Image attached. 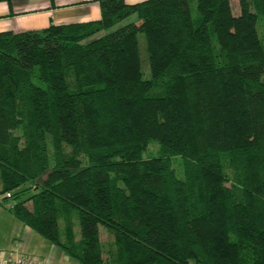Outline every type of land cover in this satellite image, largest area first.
<instances>
[{"label":"trees","instance_id":"1","mask_svg":"<svg viewBox=\"0 0 264 264\" xmlns=\"http://www.w3.org/2000/svg\"><path fill=\"white\" fill-rule=\"evenodd\" d=\"M92 1L0 32V201L80 264H264V0Z\"/></svg>","mask_w":264,"mask_h":264},{"label":"crops","instance_id":"2","mask_svg":"<svg viewBox=\"0 0 264 264\" xmlns=\"http://www.w3.org/2000/svg\"><path fill=\"white\" fill-rule=\"evenodd\" d=\"M134 4L143 0H124ZM13 16L6 17L7 6L0 3V32L13 33L25 30H38L49 24L61 25L99 19L97 4L92 0H22L12 5ZM12 205V203H11ZM11 205L0 202V264L15 242L22 243L23 252L44 264H61L63 255L60 249L20 223L11 213Z\"/></svg>","mask_w":264,"mask_h":264},{"label":"rangeland","instance_id":"3","mask_svg":"<svg viewBox=\"0 0 264 264\" xmlns=\"http://www.w3.org/2000/svg\"><path fill=\"white\" fill-rule=\"evenodd\" d=\"M230 4H231V9H232V13L234 15L237 14L238 10H237V5H236V0H230ZM258 31H259V28H258ZM143 41H142V36L140 35L139 36V39H138V48L140 50V58H141V61H142V66L143 68L145 69V59H144V54H143ZM83 101H85L86 103H90V98L89 97H82L81 98ZM157 151V145L155 144L154 141H152L148 147H147V150L142 154V157H145L147 155H154ZM174 167L177 171V173L179 172V167H178V162L175 161L174 162ZM1 202V201H0ZM4 206L7 204V205H11L12 201L7 199V200H4ZM6 207V206H5ZM75 230L78 231V227L77 225H75ZM97 232H98V236H99V240H100V243L101 245L103 246V248H106L108 246V243H106L108 241V238H107V235L105 233V230L103 229L102 226H100L99 224L97 225ZM61 264H80L78 261L74 260V259H68V258H63V261Z\"/></svg>","mask_w":264,"mask_h":264},{"label":"built area","instance_id":"4","mask_svg":"<svg viewBox=\"0 0 264 264\" xmlns=\"http://www.w3.org/2000/svg\"><path fill=\"white\" fill-rule=\"evenodd\" d=\"M5 196L8 197L9 194H6ZM3 264H44V263L34 256L26 255L23 252L22 243L17 241L13 244V248L6 253L5 261L3 262Z\"/></svg>","mask_w":264,"mask_h":264}]
</instances>
